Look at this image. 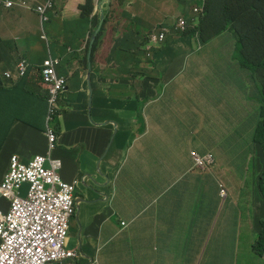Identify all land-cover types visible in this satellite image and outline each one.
Here are the masks:
<instances>
[{"label":"crops","instance_id":"crops-1","mask_svg":"<svg viewBox=\"0 0 264 264\" xmlns=\"http://www.w3.org/2000/svg\"><path fill=\"white\" fill-rule=\"evenodd\" d=\"M28 1L41 4L46 0ZM175 1L203 11V5L196 1ZM169 3L56 0L46 19L27 8H0V183L8 172L11 156L18 155L26 163L37 156L46 158L40 183L53 209L44 211L65 214L69 231L77 213L82 231L72 250L81 258L78 264H236L238 243L229 229L216 235H201L199 230L218 221L229 227L242 217L232 213L196 228L183 227L167 223L172 211L160 213L157 207L158 199L168 191V180L174 195L181 185L187 191L195 189L190 184L196 183V175L189 182H181L185 174L177 175L180 136L187 141L183 135L187 130L190 144L202 131L204 138L206 127V117L196 113L197 104L192 99H185L187 106L178 107L192 114L188 126L184 123L185 130L176 128L172 115L165 117L172 101L164 94L176 95L185 89L186 79L180 78L182 91L178 90L179 82L170 91V83L175 80L170 77L174 55L182 53L175 62V68H180L186 55L198 45L193 43L194 38L187 44L188 39H182L179 32L164 27L167 47L158 51L149 45V26L174 16L167 11ZM161 30L156 26L153 31ZM132 39L141 44H133ZM150 64L161 70L164 85L157 87L156 94L150 91L154 100H145L142 90L148 88L146 76L140 73ZM135 74L136 79H131ZM54 98L57 102L47 111V102ZM158 100L163 107L153 102ZM142 101L147 104L141 105ZM152 109L163 114L156 118ZM169 129L171 133L165 135ZM47 130L58 136L55 149L48 146ZM215 138L221 139L217 126ZM152 143H159L161 149L149 155L141 151L142 146ZM233 162L220 164L217 174L204 172L200 177L203 183L216 188L208 191L215 201L221 195L217 189L221 183L227 187L230 199L235 200L239 194L232 186L237 175L229 168ZM156 163L166 166L167 172L143 166ZM237 179L241 181L238 175ZM115 180L122 182L118 188ZM32 187L26 182L20 195L29 197ZM153 188L162 191L156 200V212L151 211V205L134 204ZM121 197L126 201L120 203ZM175 200V209L190 211L185 195ZM8 206L6 200H0V212L7 211ZM124 207H128L125 220L117 214ZM141 210V216H136ZM172 224L183 231L189 229L188 250L196 255L189 263L186 248L175 255L169 238L161 250L158 248V230H169ZM123 230L129 235H121Z\"/></svg>","mask_w":264,"mask_h":264},{"label":"rangeland","instance_id":"rangeland-1","mask_svg":"<svg viewBox=\"0 0 264 264\" xmlns=\"http://www.w3.org/2000/svg\"><path fill=\"white\" fill-rule=\"evenodd\" d=\"M207 1L208 0H204L203 4L205 7ZM167 6V11L173 13L174 16L153 24L151 32L156 26L157 28L164 27L169 31L174 30L179 32V30L176 29V19L180 15H184L188 21H191L192 4L189 3L185 5L178 3L175 0H170V3ZM220 20L221 14L214 15L211 18L210 31L216 30ZM237 21L238 16L232 23L234 27ZM197 35L199 34H196L193 43L197 40L199 44H204L201 46V49L198 50V45H196L194 50L186 55V58L181 62L180 68H175V62L180 60L182 53L175 54L174 56L176 59L170 64V77H174L175 79L170 83V91L174 90L178 82V90L182 91L183 87L181 81H178L180 78L186 79L184 91L182 93H177L176 95H170L168 93L164 94L169 101H172V103L168 105L169 114L165 117L172 115L178 130H185L184 123H187L188 126L190 118L192 117L190 112L188 114L185 110H178V107L181 105L187 106V104L184 103L185 99H192L197 104L196 113L202 115V118L206 117L204 138H201L204 133L202 131L201 134H198L189 144L187 141H190V136L187 130L183 132L187 141L179 135L182 143L181 146H179L181 151L179 156L180 159L177 157V175L180 176L185 174L186 178L190 173V169L197 166L192 158V152H196L202 157L205 154L211 153L213 154L214 159H233L234 162L229 168L233 173L239 176L241 181L238 180L237 175H235V181L232 186L238 189L239 195L241 194L250 198L252 205H254V217L256 218L259 216L260 206H258L259 203L257 201V185L255 182L250 181V159L252 160L254 168L257 164H262V162H257L255 159L256 153L262 154V151L259 146L253 143L254 131L259 119L260 106L258 102L255 101L257 89L253 84L248 86L246 80L261 82L259 78L254 79L256 75L253 77V73L249 74V72L242 67L241 61L238 60L236 55V38L233 32H226L223 36L216 38L211 43L203 42L201 40L199 41ZM187 39L186 43L189 44V40L191 39L190 37H187ZM166 53L167 52L165 51L162 55H165ZM153 61H155V59H153ZM141 73H146L145 83L148 88H143L142 90V93L146 95L145 100H154L151 95L157 93L158 86L164 85L161 70L158 67L156 69L155 64H150L142 69ZM152 90L155 93L150 94V91ZM242 93H247L248 98L243 97ZM262 93L264 94V88H262ZM153 102L163 107L162 101L158 100ZM145 104H147L146 101L141 102V105ZM155 111L156 109H152L151 114ZM158 112L159 111L155 112L156 118L163 114L162 112ZM139 115L142 116L141 114ZM183 117L185 118V121L182 120ZM216 126L221 131L220 140H216L215 138ZM171 131L169 129L165 135L170 134ZM160 147L161 145L159 143H152L142 146L141 151H148L146 155H149L158 152L161 149ZM205 160V166L213 163L212 158H205ZM143 166L157 172L160 170L166 171V166L160 163H156L154 166L149 164ZM200 168H204V166ZM192 175L195 176V173H192ZM121 183L122 182L117 183L115 180L114 186L118 188ZM194 187V182H191L190 188L194 189ZM153 189L159 191L157 188ZM153 189H151L152 191H147L138 199H135L134 204L139 203L140 205H151V211L156 212V200L162 191H159V194H156V191ZM208 189L212 192L216 188L209 185ZM217 189L227 191V187L224 183H221ZM178 195L186 196L187 208L193 211L192 217H196L198 214L196 211L198 202L196 190L187 191L183 188V185H181L178 193L169 198L166 205H170L172 208L177 206L178 202L175 200V197ZM226 197L227 196L225 195H219L217 201ZM236 200L244 204H247L248 202L247 199H242L241 197H236ZM124 201H126L125 197L119 198L120 203ZM127 211L128 207H124L118 211L117 214L125 220ZM142 212L143 210L138 211L136 216L140 213V217ZM132 215H134V213H132ZM242 215V220L235 221L229 227L227 224L218 221L210 224L207 229L199 230V232L201 235L206 232H211L213 235H216L223 230L225 231L226 229H229L230 233L234 235V240L238 243L235 258L236 264H264V251L257 252L252 248L253 244L264 242V221H255L253 216L250 217L245 213H242ZM204 221L206 222V220ZM204 223H200L199 225L202 226ZM80 229L82 231V228L79 227L76 213L70 223L69 238L72 241L69 245L70 249L77 246ZM120 233L123 236L129 235V233L124 230L120 231ZM188 233V228L183 231L174 224L171 225L169 230L160 228L157 232L158 241L160 243L158 248L161 250L164 247L162 243L166 242L167 238H169L173 243L175 255L180 254L183 248H186V263H189L196 257V255L188 250ZM156 257H158V253H156ZM174 264L182 263L175 261Z\"/></svg>","mask_w":264,"mask_h":264},{"label":"trees","instance_id":"trees-1","mask_svg":"<svg viewBox=\"0 0 264 264\" xmlns=\"http://www.w3.org/2000/svg\"><path fill=\"white\" fill-rule=\"evenodd\" d=\"M200 5H203L202 16L199 15L197 21H189L186 23L183 29L179 25L176 29L179 30V36L182 39L190 37L193 39L196 34L199 41L207 42L223 36L226 32H233L236 38V55L239 61L242 63V67L249 72L256 75L255 78H259L260 82L246 80L248 86L252 84L257 89V94L255 95V101L259 104V119L257 126L254 131L253 143L259 146L262 154L256 153L255 159L257 162H262V164H257L254 168L251 160L252 171H251V181L255 182L258 188L257 201L260 206V213L258 217H254V205L249 197L243 195H237L236 197H241L242 199H247V204L237 201L236 199H230L226 197L219 201H215L210 197L209 185L203 183L200 177L204 172L218 173V168L220 164L232 161L233 159H214L213 154L208 153L203 155L205 158H212L213 163L204 166V168L195 167L190 169V173L187 177L182 178L181 182H189L195 173L197 176V181L195 189L198 195L197 202V216L192 217L193 211H184L183 209H175L170 205H166L169 198L175 196L171 190V182L168 180L167 192L164 193L157 201V207L160 213L171 212L170 217L166 219L167 223H175L180 226H194L199 227L200 223L207 224L211 222L218 216L225 217L227 214L235 213L240 217H243L242 213L248 214L250 217L253 216L255 221H264V94L262 93V88H264V0H208L206 7L204 6V0H196ZM41 4H30L28 7L29 11L37 12V8L42 6ZM211 5V9H210ZM210 12V13H209ZM221 14V20L216 28V30L211 29V18L214 15ZM238 16V21L234 27L232 24L236 17ZM106 22V21H105ZM231 23V24H230ZM230 24V25H229ZM152 26H149L151 30ZM159 29H162L160 27ZM210 33V34H209ZM167 34H164L163 39H157L156 41L149 38V45L156 47L158 51L165 49ZM198 47L199 43L196 40ZM132 43L135 45H140L141 43L132 39ZM200 50V49H198ZM141 75H146V73H140ZM246 74V75H249ZM136 75L131 79H136ZM162 90L160 89L159 93ZM243 97L248 98L247 93H242ZM206 124V120H205ZM231 192L233 190L231 189ZM260 221V222H261ZM203 224V225H204ZM254 251L261 252L264 251V242L253 244Z\"/></svg>","mask_w":264,"mask_h":264},{"label":"built area","instance_id":"built-area-1","mask_svg":"<svg viewBox=\"0 0 264 264\" xmlns=\"http://www.w3.org/2000/svg\"><path fill=\"white\" fill-rule=\"evenodd\" d=\"M56 0H46L37 8V13L46 19V14L53 8ZM32 4L28 0H0V8H27ZM194 13L201 9L195 7ZM187 19L181 16L177 25L183 29ZM166 30L152 33L149 37L156 41L163 39ZM57 102V98L50 101ZM50 149H55L57 134L46 131ZM195 162L203 167L204 157L193 152ZM46 158L37 156L33 161L24 162L20 156L10 158L9 169L0 183V200L9 203L8 210L0 212V264H78L81 260L78 253L69 247V222L65 214L45 209L50 198L42 190L40 175ZM26 182L33 184L29 197L20 195V188Z\"/></svg>","mask_w":264,"mask_h":264},{"label":"clouds","instance_id":"clouds-1","mask_svg":"<svg viewBox=\"0 0 264 264\" xmlns=\"http://www.w3.org/2000/svg\"><path fill=\"white\" fill-rule=\"evenodd\" d=\"M194 1H196V0H194ZM195 7H198V6H195ZM194 7V8H195ZM194 8H192V17H191V21H197V18L199 17V15H201L202 14V10H201V12L200 13H194V11H193V9ZM199 8V7H198ZM181 16H183V17H185L184 15H180L179 17H178V19L181 17ZM186 18V17H185ZM178 19H177V21H178ZM187 19V18H186ZM188 21V20H187ZM189 22V21H188ZM176 24H177V22H176ZM161 30V29H160ZM163 30H165V29H162L160 32H162ZM160 32H155V31H153V32H151L150 33V35L152 34V33H160ZM149 35V36H150ZM47 111L50 109V104L47 102ZM193 153V152H192ZM196 153V152H195ZM198 154V153H197ZM201 156V155H200ZM202 157V156H201ZM204 157V156H203ZM197 164V163H196ZM198 165V164H197ZM199 166V165H198ZM201 167V166H200ZM250 169H251V171H252V165H251V159H250ZM250 181H251V175H250ZM220 194H221V196H226V190H220Z\"/></svg>","mask_w":264,"mask_h":264},{"label":"water","instance_id":"water-1","mask_svg":"<svg viewBox=\"0 0 264 264\" xmlns=\"http://www.w3.org/2000/svg\"><path fill=\"white\" fill-rule=\"evenodd\" d=\"M102 20L104 21V15H102ZM102 24H100L101 27ZM93 41L91 42V46H90V52H91V47H92Z\"/></svg>","mask_w":264,"mask_h":264}]
</instances>
